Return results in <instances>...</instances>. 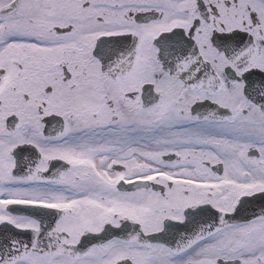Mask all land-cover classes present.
Here are the masks:
<instances>
[{"label":"snow or ice","instance_id":"snow-or-ice-1","mask_svg":"<svg viewBox=\"0 0 264 264\" xmlns=\"http://www.w3.org/2000/svg\"><path fill=\"white\" fill-rule=\"evenodd\" d=\"M0 264H264V0H0Z\"/></svg>","mask_w":264,"mask_h":264}]
</instances>
